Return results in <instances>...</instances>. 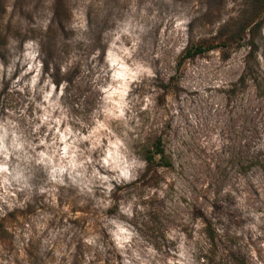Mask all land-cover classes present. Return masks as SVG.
<instances>
[{
    "label": "rangeland",
    "instance_id": "rangeland-1",
    "mask_svg": "<svg viewBox=\"0 0 264 264\" xmlns=\"http://www.w3.org/2000/svg\"><path fill=\"white\" fill-rule=\"evenodd\" d=\"M0 264H264V0H0Z\"/></svg>",
    "mask_w": 264,
    "mask_h": 264
},
{
    "label": "trees",
    "instance_id": "trees-1",
    "mask_svg": "<svg viewBox=\"0 0 264 264\" xmlns=\"http://www.w3.org/2000/svg\"><path fill=\"white\" fill-rule=\"evenodd\" d=\"M213 48H202V47H195L194 49L187 50L185 56L186 58H193L197 55H201L204 52L210 51ZM153 155H156L159 157L160 162L164 163L166 166H169V162L167 161L166 154L164 152V149L162 148L161 141L158 140L154 145V152ZM148 161H152V158Z\"/></svg>",
    "mask_w": 264,
    "mask_h": 264
},
{
    "label": "clouds",
    "instance_id": "clouds-1",
    "mask_svg": "<svg viewBox=\"0 0 264 264\" xmlns=\"http://www.w3.org/2000/svg\"><path fill=\"white\" fill-rule=\"evenodd\" d=\"M17 147H21V145H17ZM64 170H65V169H63V168L60 169L61 172H63ZM5 171H6V169H5ZM53 171H55V169H54ZM124 177H125L126 179L129 178L126 172L124 173ZM53 178H55V177H53ZM102 179H106V178H105V177H102Z\"/></svg>",
    "mask_w": 264,
    "mask_h": 264
}]
</instances>
